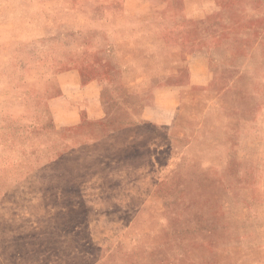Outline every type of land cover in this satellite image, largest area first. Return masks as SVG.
I'll list each match as a JSON object with an SVG mask.
<instances>
[{
    "label": "rangeland",
    "instance_id": "1",
    "mask_svg": "<svg viewBox=\"0 0 264 264\" xmlns=\"http://www.w3.org/2000/svg\"><path fill=\"white\" fill-rule=\"evenodd\" d=\"M157 7L132 23L150 48L122 46L117 67L102 30L36 25L62 5L0 0V264H233L218 250L264 247V0H216L200 23ZM195 55L215 94L189 100L185 139L165 136L142 111ZM154 72L170 74L135 91Z\"/></svg>",
    "mask_w": 264,
    "mask_h": 264
},
{
    "label": "crops",
    "instance_id": "2",
    "mask_svg": "<svg viewBox=\"0 0 264 264\" xmlns=\"http://www.w3.org/2000/svg\"><path fill=\"white\" fill-rule=\"evenodd\" d=\"M39 3L47 2L62 5L60 9V17L47 20L46 24H40V15H36V25L48 27L46 32H68L69 29H76L72 32L94 33L102 30L111 38V43L104 48L111 49V56L118 67L117 57L119 56L122 46H129L135 50H145L150 48L144 45L142 38L137 37L138 32L132 23L143 21L154 16V8L170 4V10L180 13L187 22L200 23L208 17L215 15L216 0H177L180 2L178 9H175L173 3L175 0H37ZM177 8V7H176ZM175 9V10H174ZM171 12V13H175ZM189 12V15H187ZM69 17L73 22L69 21ZM77 18V19H76ZM40 26V27H41ZM70 32V31H69ZM102 32V33H103ZM127 34V35H124ZM124 35V36H122ZM159 44V43H158ZM207 59L205 56L195 55L188 59V76L184 83L180 85L168 86L156 89L153 92L152 104L145 107L142 111V120L145 125L154 130L164 131L165 136H176L185 139L184 130L189 125L184 126L183 117L186 113L189 100L197 98L202 91L213 93V78L207 72ZM172 65H176L173 62ZM176 66L173 71L176 72ZM169 73L160 74L157 72L150 75H144L135 80V91L141 92L147 83H152ZM80 77L76 71L65 73L63 83H65L62 97H74L72 88L76 87L80 82ZM151 85V84H150ZM89 86V85H88ZM87 86V87H88ZM90 87V86H89ZM210 87V90L199 88ZM198 88V89H197ZM134 91V92H135ZM153 91V90H152ZM90 110V109H89ZM192 111V109H191ZM91 112H95L92 110ZM194 119H189V121ZM200 125L194 127L197 130ZM162 240V239H161ZM160 240V241H161ZM217 253H224V259L235 260L233 264H264V247L248 248L242 245H236L218 250ZM250 261L247 263L246 261Z\"/></svg>",
    "mask_w": 264,
    "mask_h": 264
}]
</instances>
